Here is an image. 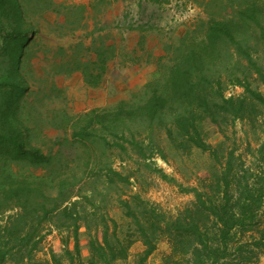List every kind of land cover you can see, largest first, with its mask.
<instances>
[{"label":"trees","instance_id":"1","mask_svg":"<svg viewBox=\"0 0 264 264\" xmlns=\"http://www.w3.org/2000/svg\"><path fill=\"white\" fill-rule=\"evenodd\" d=\"M187 2L210 16L205 37L192 41L184 36L177 45L168 46L169 64L162 69L160 78L149 84L141 97L86 113L73 133L75 142L87 145L96 141L100 137L98 128L114 134L125 121L139 119L149 126L166 121L168 136L172 138L175 133L218 161L219 151L205 141L199 130L201 121L208 120L221 132L224 126L238 120L248 121L254 129L259 122L264 125V95L253 90L247 79L231 75L233 84L243 88L244 93L227 97L221 77L223 67L230 65L229 69L237 71L244 59L264 86V67L253 57L255 47L264 42V0ZM21 8L18 0H0V59L10 64L0 75V264H117L128 258L133 234L122 240L114 219L88 213L83 201L91 204L90 197L81 196V191L66 195L64 182L53 197L38 187L11 179L12 164L49 168L54 163L41 149L26 148L19 132L7 125L24 92L17 75L33 39L24 29ZM225 11L228 14L223 15ZM81 13L72 15V19L80 20ZM112 51L105 44L96 46L94 42L85 48L79 43L73 54L56 65V73L80 71L86 84L97 86ZM83 52L90 54L87 61ZM133 102L143 105L127 109ZM121 139L124 142L116 146L124 152L128 148L125 144L133 150L142 148L135 140L124 136ZM235 150L229 151L221 174L210 185L212 194L192 189L196 201L175 217L151 210L142 221L128 204L122 203L127 217L132 218L134 234L145 247L136 264H147L157 250L159 236L167 238L173 254L180 257L173 264H259L264 256V138L253 153L250 145L247 147L259 164L256 168L246 167L243 156H236ZM107 178L110 183L114 179L128 181L113 170ZM80 222H84L88 233L90 257L86 262L79 237ZM53 226L61 236V253L50 250L49 260L36 259ZM63 229L69 230L67 237H63ZM71 239L73 249L69 247Z\"/></svg>","mask_w":264,"mask_h":264},{"label":"rangeland","instance_id":"2","mask_svg":"<svg viewBox=\"0 0 264 264\" xmlns=\"http://www.w3.org/2000/svg\"><path fill=\"white\" fill-rule=\"evenodd\" d=\"M18 1L23 11L24 29L34 39L28 44L29 54H26L17 75V81L23 86L24 92L7 125L19 132L21 142L26 148L41 149L45 155L54 159V163L49 168L12 164L9 169L12 174L10 177L16 182H26L38 187L53 197L64 187L63 182L66 184L65 194L81 191V196L90 197L91 204L83 201V208L88 213L98 218L108 215L114 219L118 224L117 235L122 240L129 233L133 234L129 238L131 246L128 258L117 264H136L139 255L145 250L143 243L134 234L132 218L127 217V210L122 203L128 204L130 210L142 221L146 220L145 215L151 210L175 217L196 201L192 189L211 193L209 187L221 174L222 166L232 149H236V156H243L246 167L259 166L247 147L250 145L252 153L258 148L264 138V125L259 122L254 129L246 120L224 126L223 132L208 120L201 121L199 130L205 141L219 151L218 161L209 153L177 138L175 133L172 138L168 136L164 126L166 121L156 122L152 126L139 119L125 121L114 134L98 128V134L104 138L99 137L87 145L75 142L73 133L78 130L79 119L92 111H88V104L82 100L89 97V91L86 86H82L81 75H58L55 72L56 65L73 54L74 48L59 49V45H64L60 41L65 39L53 42L54 39H50L53 36L50 28L45 24L36 25L38 13L45 11L42 7H48L43 4L45 0ZM154 1L157 0H145L148 11L139 19L157 23V19L153 17L157 11ZM170 1L173 0H162L161 4L168 5ZM178 1L176 4L175 0L174 6L165 11L172 12L178 18V28H188L185 39H203L208 30L210 16L201 7L187 0ZM196 10L199 12H193ZM222 14L228 13L225 11ZM192 20H195L194 23L187 26ZM134 24L137 27L139 22L135 20ZM59 33L63 35L68 30L60 28ZM36 38L40 40L37 41ZM45 39L51 41L48 43ZM255 49L253 57L258 65L264 67V42L259 43ZM82 54L86 57L84 61H87L90 54ZM9 65L7 60L0 59V75L5 73ZM229 67L231 66L223 67L221 76L227 97H238L244 93L243 88L233 84L231 75L247 79L253 90L264 95V86L257 80V75L246 60H240L237 71ZM142 105L133 102L126 108L136 110ZM263 118L264 112L261 121ZM121 136L135 140L142 147L141 150H133L128 144H125L128 147L126 152L121 150L116 146L117 142H124ZM110 170L121 173L128 181L119 182L114 179L110 183L107 178ZM80 226L81 250L86 262L90 257L88 233L84 222H80ZM62 234L67 237L69 230L63 229ZM73 244L71 239V249ZM156 244L157 250L149 257L147 264H173L180 259L173 254L167 238L159 236ZM62 249L60 233L53 226L52 233L43 241L36 259L49 260L50 250L60 254ZM259 264H264V256L260 257Z\"/></svg>","mask_w":264,"mask_h":264},{"label":"crops","instance_id":"3","mask_svg":"<svg viewBox=\"0 0 264 264\" xmlns=\"http://www.w3.org/2000/svg\"><path fill=\"white\" fill-rule=\"evenodd\" d=\"M44 2V6L47 4L48 7H42L45 11L38 13V18L41 20L38 19L36 25H47L53 35L50 37L54 39L53 42L57 39H65L60 41L64 45H59V49L75 48L79 43L85 48H90L98 40L96 46L105 44L108 49L113 50L107 59L105 74L97 86L86 84L80 71L67 75H81L82 86H86L89 91V97L82 99L88 104V111L111 109L134 99L135 96L141 97L149 84L157 81L162 69L169 64L168 46L177 45L188 29L184 26L178 28V18H175L172 12L165 11L174 6L175 0L170 1L168 5L161 4L162 0L154 1V6L157 7L156 15L153 16L157 19L156 24L139 19L145 11H148L145 8V0L135 2L45 0ZM178 2L176 0V4ZM80 12H82L81 19L75 22L76 18L72 19V15L78 13L80 15ZM135 20L139 22L137 27L134 24ZM194 21L189 22L187 26ZM60 28L67 29L68 33L60 34ZM45 40L48 43L51 41Z\"/></svg>","mask_w":264,"mask_h":264}]
</instances>
